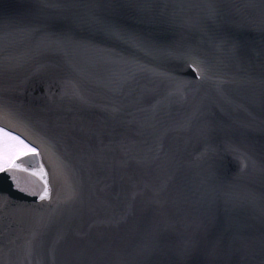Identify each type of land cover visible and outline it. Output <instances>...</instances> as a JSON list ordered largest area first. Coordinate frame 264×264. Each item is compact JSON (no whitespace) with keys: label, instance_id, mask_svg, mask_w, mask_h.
<instances>
[{"label":"water","instance_id":"95a60500","mask_svg":"<svg viewBox=\"0 0 264 264\" xmlns=\"http://www.w3.org/2000/svg\"><path fill=\"white\" fill-rule=\"evenodd\" d=\"M0 127V264H264V0H0Z\"/></svg>","mask_w":264,"mask_h":264},{"label":"snow or ice","instance_id":"6c2138e0","mask_svg":"<svg viewBox=\"0 0 264 264\" xmlns=\"http://www.w3.org/2000/svg\"><path fill=\"white\" fill-rule=\"evenodd\" d=\"M91 23H93V24L99 26L101 30H104V31L109 32L113 37H115V38H117V39H121V38H123V34H122L120 31H118V30L116 29V27H115L114 25H112V24H109V23H107V22H105V21H103V20H100V19H93V20L91 21ZM0 133H2L3 135H6V136H10V135H11L10 133H6V132H4V130H3L2 128H0ZM12 139H14V140H18L19 138H18V137H12ZM19 143L23 144V141L21 140V141H19ZM25 148H28V146L25 145ZM29 151L32 152V153H35V152H36V150H35L34 148L29 149ZM12 168L20 169V170H22V171H27V169H23V168H21L20 165L15 164L14 162H13V163H10L7 167H5V165H4L3 163H0V172H5V171H7L8 174L12 177L13 182L16 181V176H15V173H14L13 171H11ZM32 174L35 175V172H33ZM16 187H17L18 190H20V191H22V192H23V191H26V189H25V188H22V187L19 185V183H16ZM48 196H49L48 187H47V185H45V187H44V189H43V194L40 196V199H41V200H44V199L47 198ZM191 248H192L191 245L185 247V248L182 250V253H181V254H182V255H187V254L191 251Z\"/></svg>","mask_w":264,"mask_h":264},{"label":"rangeland","instance_id":"374dc122","mask_svg":"<svg viewBox=\"0 0 264 264\" xmlns=\"http://www.w3.org/2000/svg\"><path fill=\"white\" fill-rule=\"evenodd\" d=\"M14 136H6L0 133V163L7 167L13 163L15 159L31 153L29 147L25 148L26 144L19 143V140L12 139Z\"/></svg>","mask_w":264,"mask_h":264},{"label":"bare ground","instance_id":"6f19581e","mask_svg":"<svg viewBox=\"0 0 264 264\" xmlns=\"http://www.w3.org/2000/svg\"><path fill=\"white\" fill-rule=\"evenodd\" d=\"M42 162L39 161V165L37 168H27L26 166H23V169H27L28 172L33 173L35 172V176L40 180L41 183L48 186V178L46 174V168L45 165ZM22 171V170H21Z\"/></svg>","mask_w":264,"mask_h":264}]
</instances>
